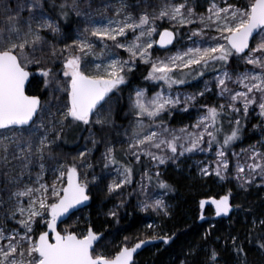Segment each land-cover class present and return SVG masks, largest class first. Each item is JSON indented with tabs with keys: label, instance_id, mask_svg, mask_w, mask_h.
<instances>
[{
	"label": "snow or ice",
	"instance_id": "1",
	"mask_svg": "<svg viewBox=\"0 0 264 264\" xmlns=\"http://www.w3.org/2000/svg\"><path fill=\"white\" fill-rule=\"evenodd\" d=\"M91 3L0 0V264H135L142 246L173 243L176 232H154L131 247L125 237L105 254L97 251L105 234L91 219L83 230L59 229L86 206L91 188L102 185L108 197H122L137 170L144 197L138 206L164 217L172 216L165 196L173 187L160 169L169 162L179 168L182 158L204 154L196 161L201 177L232 180L244 191L264 186V138L239 152L233 147L253 114L260 120L253 127H264V0H115L99 17ZM73 16L83 27L69 37L62 23ZM154 45L166 54L154 55ZM141 64L150 87L130 92L133 119L124 139H96L91 128L111 124L105 105ZM190 80L203 86L182 91ZM210 94L216 102L200 103ZM190 110V123H171ZM74 127L89 131L91 148L69 160L62 144ZM101 144L97 171L89 157ZM153 189L162 191L153 197ZM231 195L229 189L211 198L217 216L242 207ZM207 202H199L200 219ZM125 203L120 199L104 215L118 222ZM257 227L264 229V219L253 218L247 243L264 252V230ZM210 234L211 226L203 238ZM231 248L238 264H248L238 236ZM206 251L204 264H219L217 250Z\"/></svg>",
	"mask_w": 264,
	"mask_h": 264
},
{
	"label": "trees",
	"instance_id": "2",
	"mask_svg": "<svg viewBox=\"0 0 264 264\" xmlns=\"http://www.w3.org/2000/svg\"><path fill=\"white\" fill-rule=\"evenodd\" d=\"M77 25L78 20L75 16L70 18L68 25L62 23V27L67 32H72V30L77 28ZM154 48L157 49L153 53L154 55L162 56L166 51L158 47ZM147 70L148 66L141 64L129 77L130 82L120 86V91L117 92H119L121 106L125 102V96L132 91L133 87L144 83L143 77L147 74ZM201 102L213 103V98L208 95ZM122 111L123 108L119 110L118 119H120ZM259 123L260 120L255 114L250 116L244 127L241 139L233 145L235 151L238 152L241 148H247L249 145L264 138V127H253V125ZM83 132L79 127H74L71 131H67L65 140L68 139L69 142H63L64 150L66 151L73 145L76 147V143L80 139L79 135ZM121 158L123 159V157ZM138 172L139 170L136 173ZM163 178L173 187V191H169V193L173 198L175 209L169 219H164L158 233L176 232L177 235L174 242L169 245L159 244L145 250L138 256L137 264H181V261H187V264H204L207 258L206 249L210 247H214L219 253V264H238L231 248V237L233 236H238L240 242L244 244L248 264H264V252L247 243V235L249 230L252 229L253 218L264 219V189L261 187H250V189L244 191L230 188L233 193V203L242 206L238 209L241 212L228 220L217 221L214 219V227L211 228V234L205 240L203 238L204 234L210 228H208L209 225L199 220L201 212L199 202L203 198H218L224 193L225 190L215 186L216 181L219 179L192 180L178 173H171ZM102 188V185L99 189L96 187L92 188L89 207L75 213L66 223L70 224L75 218L83 217L84 214L88 213L89 219L99 231L105 234L106 239L114 236L124 242V238L128 237L127 244H131L146 236L153 235L152 232L145 230V227L155 219L154 214L152 212H141L136 205L135 199L131 196L125 200L126 203L122 208L123 212L120 213L118 222L106 217L104 214L107 212V207L104 206L106 207L104 208L102 205L106 192ZM208 210L212 211L211 208ZM243 210L244 214L242 213ZM85 226L86 222L83 228ZM262 230L264 229L260 227L255 229L256 232ZM192 248H196L195 255L188 254L189 249Z\"/></svg>",
	"mask_w": 264,
	"mask_h": 264
},
{
	"label": "rangeland",
	"instance_id": "3",
	"mask_svg": "<svg viewBox=\"0 0 264 264\" xmlns=\"http://www.w3.org/2000/svg\"><path fill=\"white\" fill-rule=\"evenodd\" d=\"M129 2L134 3L135 0H129ZM152 3H157L158 0H151ZM109 3H115V0H92L91 3V12L94 15H97V17H99V15L105 14L104 11V7L103 5L105 4H109ZM203 8H198L197 11H203ZM108 16L112 15V12L109 10L106 13ZM83 27V24L78 20V25L77 27ZM75 30H72V32H67L69 37H72L75 35ZM162 30V29H161ZM158 39V36L156 37ZM185 42H181V44H183ZM181 45H177V47H179ZM154 47H157L156 45H154ZM171 51H175V48H169ZM97 51H99V48L97 49ZM122 55H126V53L123 52V50H120ZM166 54V51L162 54V56H164ZM57 68H59V64H57L56 66ZM242 70V69H241ZM39 75V73H37V76ZM141 87H150V85L148 83H146L144 81L143 84L140 85ZM203 86V81H200V83H197L195 80H190L188 85L182 86L181 90L185 91V92H194L197 91L199 88H201ZM137 87V86H136ZM135 87H133L134 89ZM132 89V90H133ZM155 89H153L154 91ZM119 92H115V95H112L111 100L108 102V104L105 105V111L104 113H102L103 115H106L108 117V119L111 121L110 125H105L103 128H101L99 125H95L91 128V131L95 134L96 139L98 140H103L105 143L110 139L113 142L116 141H122L124 139V137L122 136L123 130L125 128H127L129 126V121L133 119L132 114L129 111V94L130 92L127 94V96H125V102L123 103V105L121 106V100L120 97L118 95ZM211 95V94H210ZM211 97L213 98V103L216 102V98L214 95H211ZM200 103H202L200 101ZM123 108L122 113L120 114V119L117 118L119 110H121ZM110 109V112H108L107 110ZM195 117V112L191 111L189 112V114H181V113H176L175 118L171 121V123L173 125H175L176 127H180L182 126V124L185 123H190L191 119H193ZM67 132V131H66ZM89 136V131L85 130L83 133H81L79 135L80 139H78L77 141V145L76 147H74L75 145H73L71 148H68L66 151L63 148V144H62V151L63 153L67 154V158L69 160H71L72 157L77 155V151H83L85 146L91 148V143L90 141H87L85 138H87ZM68 141L64 140V142ZM117 147H126V144L121 145V144H117ZM103 151V144H101L99 146V150L93 152L92 156L89 157V160L95 164L96 166V170L99 171L100 168V161H99V157H100V152ZM240 151V150H239ZM238 151V152H239ZM63 158V157H62ZM208 159H211V155H209L207 157ZM206 159L204 154H199L196 156L191 157L190 159H183L181 161H179V165L180 167L177 168L175 164H173L172 162H169V164L165 165V166H161V173L163 177H167L168 175H170L171 173H178L180 175H184L187 178H190L192 180L195 179H199V180H205L208 177H201L198 170H197V165H196V161L198 160H204ZM51 179V177H49V180ZM140 177H139V172L135 174L134 176V182L131 186H129L128 188L125 189L124 191V195L121 196H113V197H108L105 193V197L103 199L102 205L103 207L106 206L107 210L109 208H112L114 204L119 203L120 199H124L126 200L129 196H131L132 198L135 199L136 205L139 208V210L143 213H145V211H142L141 208L138 206V202L143 199L144 197L142 195H140L138 188H137V181H139ZM231 182V183H229ZM215 186L222 188L224 191V193L221 196L228 194V191L230 188L236 189V190H241L237 187L236 183L232 180L229 181H216ZM252 188H262L264 189V186H259L258 184H254L251 186ZM95 188V187H93ZM99 189V188H98ZM134 189H137L136 191H134ZM250 189V188H249ZM92 191V188H91ZM90 191V192H91ZM162 190H158V189H153L151 191V195L153 197H155L156 195H158ZM232 192V191H231ZM233 195V193H232ZM219 198V197H218ZM165 200L166 202L170 205L171 209H172V213L175 209V204L173 201L172 196L170 195V193L168 192L167 195L165 196ZM104 207V208H106ZM123 208V207H122ZM120 208V213H122L123 209ZM211 208V207H209ZM208 208V209H209ZM205 210L203 211V215H204V219H200V214H199V220L200 222H204L206 223V225H209L208 228L214 227L213 221H214V210L211 208V212L209 210ZM148 212H152L154 214L155 219H153L152 222H150L149 225H152V228H149L147 225V227H145V230H147L148 232H152L154 234V232H158L159 228L163 225V221L164 219H169L170 217H164L162 215L157 214L154 211L149 210ZM241 212V210L239 211L238 209L235 210V212L233 213V215L231 216V218L234 215H238ZM243 214L245 213L244 210L242 212ZM77 218H79V222L77 223ZM75 218L70 224L73 225L74 227L77 228V230H83V226L85 224V222L87 223L89 216L88 213L84 214L83 217L79 216ZM83 218V219H82ZM67 225H69L68 223L64 224L63 226H61L60 229H63L64 227H66ZM209 230V229H208ZM144 239V238H143ZM139 240L133 242V243H128V246H132L134 245L136 242H138ZM123 242V240L118 239L116 237H111V238H105L99 245V247L97 248V251H101L103 250L105 252V254H111L113 252H115L117 250V246L121 245Z\"/></svg>",
	"mask_w": 264,
	"mask_h": 264
},
{
	"label": "water",
	"instance_id": "4",
	"mask_svg": "<svg viewBox=\"0 0 264 264\" xmlns=\"http://www.w3.org/2000/svg\"><path fill=\"white\" fill-rule=\"evenodd\" d=\"M157 47L159 48V46H157ZM171 47H172V46H168V49L171 48ZM159 49H161V48H159ZM161 50H166V49H161ZM211 198L219 199L220 197H219V198H217V197L203 198L202 200H207V201H208V202L205 204L203 211H205L206 208L211 207V208L214 210V213H215V214H214V218H215L217 221H218V220H228V219H230L231 216L233 215V213L235 212L236 209L234 208L233 211L230 212L227 216H224V215L217 216V215H216V210H215V205H213V204L211 203ZM90 200H91V199H90ZM90 200L87 201V202H85V203H86V206H83V205H82V206H78V207H79V210L76 211L75 213H78V212H80V211H82V210L87 209V208L89 207V205H90ZM230 200H231V202L233 203V197H232V195H231ZM69 219H70V218H69ZM69 219L65 220L64 223H59V229H60L61 226H62L63 224H65ZM136 243H137V242H136ZM159 244H162V242L159 241V240H157V241L151 242V243H149V244H147V245H145V246H142L141 249H138L137 252L134 254V262H135V264H137V258H138V256H139L140 254H142L145 250H147V249H149V248H152V247H154V246H156V245H159Z\"/></svg>",
	"mask_w": 264,
	"mask_h": 264
},
{
	"label": "flooded vegetation",
	"instance_id": "5",
	"mask_svg": "<svg viewBox=\"0 0 264 264\" xmlns=\"http://www.w3.org/2000/svg\"><path fill=\"white\" fill-rule=\"evenodd\" d=\"M209 208V207H208ZM208 208H206V210L208 209ZM201 210V209H200Z\"/></svg>",
	"mask_w": 264,
	"mask_h": 264
}]
</instances>
